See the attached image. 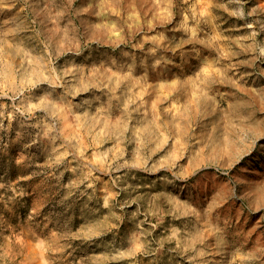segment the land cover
I'll return each instance as SVG.
<instances>
[{"label": "rangeland", "instance_id": "rangeland-1", "mask_svg": "<svg viewBox=\"0 0 264 264\" xmlns=\"http://www.w3.org/2000/svg\"><path fill=\"white\" fill-rule=\"evenodd\" d=\"M0 264H264V0H0Z\"/></svg>", "mask_w": 264, "mask_h": 264}]
</instances>
